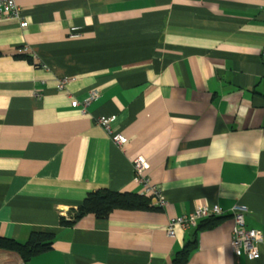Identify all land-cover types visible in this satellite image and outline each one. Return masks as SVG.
Here are the masks:
<instances>
[{"label":"crops","instance_id":"obj_1","mask_svg":"<svg viewBox=\"0 0 264 264\" xmlns=\"http://www.w3.org/2000/svg\"><path fill=\"white\" fill-rule=\"evenodd\" d=\"M15 3L0 20V238L53 234L28 264H170L194 237L184 264H264V0ZM138 155L164 206L60 223L89 191L143 194ZM236 203L262 232L257 258L232 252ZM213 205L206 225L167 235ZM22 262L0 247V264Z\"/></svg>","mask_w":264,"mask_h":264},{"label":"built area","instance_id":"obj_2","mask_svg":"<svg viewBox=\"0 0 264 264\" xmlns=\"http://www.w3.org/2000/svg\"><path fill=\"white\" fill-rule=\"evenodd\" d=\"M20 16V10L17 7L15 0H0V20L8 18H18ZM27 23L25 21L20 22L21 27H25ZM74 29V28H72ZM95 95L90 96L94 97ZM88 100L83 103L87 104ZM72 106H76L78 102L72 101ZM108 117L101 116L98 118L100 125L110 133L111 140L122 146L126 142V137L120 132H111L109 127ZM149 168L148 161L143 156H136L132 160V169L136 180L144 184L143 194L153 198V203L159 206H164L166 200L160 193L159 189L155 185L148 183L147 178L143 175V172ZM231 216L233 218V227L231 230L230 245L234 256L238 257L244 254L248 258H257L259 256V247L262 244V232L247 227L245 223V214L248 212L247 207L244 204L236 203L231 208ZM222 213L219 206H198L187 214L172 217L168 220L166 225V233L168 236H174V227L179 226L186 230L196 226L197 222L208 216H218ZM24 264V262L20 263Z\"/></svg>","mask_w":264,"mask_h":264},{"label":"trees","instance_id":"obj_3","mask_svg":"<svg viewBox=\"0 0 264 264\" xmlns=\"http://www.w3.org/2000/svg\"><path fill=\"white\" fill-rule=\"evenodd\" d=\"M157 207L158 206L153 203V198L145 194L111 191L106 188L97 189L87 192L81 203L68 213L71 219L60 217V223L71 225L74 221L88 213L93 214L98 219H104L115 209L148 210ZM216 217L217 216H208L199 220L193 229L196 230L206 225L202 223L203 220L208 222V220ZM52 241L53 234L51 233L31 232L28 239L24 242L10 238H0V247L16 251L24 264H28L34 256L50 249ZM195 248L196 239L194 237L186 241L182 248L174 254L170 264H184Z\"/></svg>","mask_w":264,"mask_h":264}]
</instances>
